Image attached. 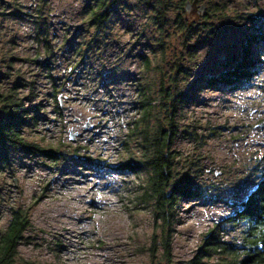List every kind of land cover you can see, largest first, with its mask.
Instances as JSON below:
<instances>
[{
  "label": "rangeland",
  "instance_id": "obj_1",
  "mask_svg": "<svg viewBox=\"0 0 264 264\" xmlns=\"http://www.w3.org/2000/svg\"><path fill=\"white\" fill-rule=\"evenodd\" d=\"M95 1L0 0V95L31 98L22 136L53 153L18 152L0 171V231L10 207L28 210L31 228L14 264H189L205 234L232 213L229 203L264 173V25L250 48L255 70L238 89L202 80L258 33L246 17L264 19V0H199L226 11L216 37L181 33L171 12L163 53L143 0H119L99 37L90 26ZM39 27L54 53L47 69ZM174 63L185 71L176 87L190 95L176 119L175 173L198 183L204 198L180 205L166 259L161 229L137 198L145 172L117 167L142 158L131 134L144 124L141 89L151 95L154 128ZM230 228L224 239L235 241L238 230Z\"/></svg>",
  "mask_w": 264,
  "mask_h": 264
},
{
  "label": "trees",
  "instance_id": "obj_2",
  "mask_svg": "<svg viewBox=\"0 0 264 264\" xmlns=\"http://www.w3.org/2000/svg\"><path fill=\"white\" fill-rule=\"evenodd\" d=\"M118 1H95L89 14L91 15L90 26L93 28V36L99 37L103 34ZM191 1L143 0V5L151 11L154 30L158 32L159 43L155 46L160 48L161 53L165 51L164 32L169 26L167 15L169 16L171 12L176 13L175 20L171 25H175L178 31L187 33L192 38L199 34L198 32H209L211 36L216 37L221 34V30L227 27L220 28L217 25L223 23V14L226 12L224 7H219L218 3L206 5L205 14L200 19L201 25L194 23L188 27L184 5ZM41 15H43L42 10L37 9L36 19H42ZM246 18L251 23L256 22L258 33L248 36L226 62L219 63L220 71L215 70V72L207 74L205 79L202 78L208 86L238 89L253 74L257 61L252 60L250 48L252 44L258 42L255 36L262 34L260 31L263 29L264 19L257 15ZM231 30H233V26ZM37 35L46 55V61L40 65L47 69L49 67L48 60L54 54L51 43L47 41L48 31L39 27ZM261 38L264 39V37ZM174 66L176 68L171 67L172 71L167 76L169 78L168 85L173 88L161 87L159 89V96L164 100V105L159 108L162 111V117L154 128L150 126V112L153 110V107H150L151 95L143 90L144 88L141 89V97H145L141 102L142 115L139 120H143L144 124L143 126L137 125L131 134L138 143L142 158L117 167L122 172H145L146 180L138 192L137 198L145 204L146 208H149L154 222L161 229L163 238L158 244L166 259L170 255L171 236L174 232L180 205L185 200L204 198L203 190L198 183L190 180L187 176H177L175 173L177 155L172 148L178 132L176 119L190 95L188 88L179 90V87H176L178 83L181 84V81L176 79L178 70L181 73L185 71L181 70V66L178 64ZM180 76L182 75L180 74ZM30 99L27 96L19 98L11 91L0 95V171L4 168L9 170L14 162V155L18 152L27 155L42 153L50 156V159L53 156V153L42 150L38 145L26 141L22 136V131L31 118V108L26 106ZM229 204L232 207V213L216 223L205 234L189 264H206L207 260L215 256L220 258V264H264V173L260 174L257 183L251 189H246L244 196L236 197ZM227 227H231L230 230L232 228L238 230L235 241L224 239V236L229 232ZM30 228L28 210L19 206L10 207L7 225L4 230L0 231V264L15 263L17 247L26 238V233Z\"/></svg>",
  "mask_w": 264,
  "mask_h": 264
},
{
  "label": "water",
  "instance_id": "obj_3",
  "mask_svg": "<svg viewBox=\"0 0 264 264\" xmlns=\"http://www.w3.org/2000/svg\"><path fill=\"white\" fill-rule=\"evenodd\" d=\"M198 2L199 0H192L184 5V14L186 18H190L189 22L198 23V20L205 14L206 6L204 4L199 5ZM187 25L189 26L190 23Z\"/></svg>",
  "mask_w": 264,
  "mask_h": 264
}]
</instances>
